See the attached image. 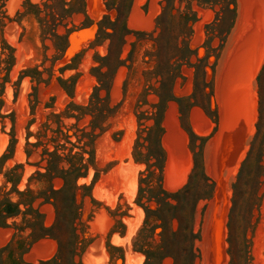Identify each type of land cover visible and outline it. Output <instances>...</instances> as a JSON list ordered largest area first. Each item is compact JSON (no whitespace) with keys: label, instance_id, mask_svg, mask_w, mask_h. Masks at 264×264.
Segmentation results:
<instances>
[{"label":"rangeland","instance_id":"1","mask_svg":"<svg viewBox=\"0 0 264 264\" xmlns=\"http://www.w3.org/2000/svg\"><path fill=\"white\" fill-rule=\"evenodd\" d=\"M113 2L126 10V26L146 35L132 50L136 35L128 33L121 46L120 20L108 54V39L92 43L96 22L104 15L111 21L116 17L105 0H0V187L12 189L5 173L18 165L16 189L25 188L30 174L34 195L47 189V178L34 173L44 171V145L82 173L76 179L74 172L53 179L55 189L63 186L56 194L57 222L26 250L31 228L22 213L7 218V226H0V248L8 244L0 264H36L55 255L48 264H157L159 236L150 245L149 259L133 247L136 238L139 243L147 235V227L138 235L146 201H136L147 160L153 164V183L160 178L167 191L187 181L195 162L208 178L210 196L196 202L191 217L192 264H264V0H235L234 9L217 19L219 4L199 7L193 1L198 19L188 45L197 48L198 57L209 55L201 63L208 84L204 95L202 88L195 91L197 103L191 96L194 66L172 59L170 69L177 76L161 89L160 76L152 72L154 60L147 52L155 48L149 33L160 0ZM51 11L58 34L71 30L66 46L47 28ZM209 23L212 32L205 27ZM189 62H197L195 55ZM96 77L108 90H95ZM201 78L200 73V83ZM69 102L86 108L67 107ZM50 112L61 113L48 119L52 130L42 127ZM9 196L18 198L14 190ZM37 207L40 215L26 218L49 227L56 216L53 202L37 197L32 208ZM13 223L24 229L17 231Z\"/></svg>","mask_w":264,"mask_h":264},{"label":"trees","instance_id":"2","mask_svg":"<svg viewBox=\"0 0 264 264\" xmlns=\"http://www.w3.org/2000/svg\"><path fill=\"white\" fill-rule=\"evenodd\" d=\"M111 1V2H109ZM114 0H105L106 8L114 7L116 10V17L114 20H109L108 15H104L102 19L96 22L97 28L95 32V38L92 43L102 42L105 39H108V54L110 53L111 45L113 43V38L118 35V31L115 28V25L122 20L123 21V29L121 33H119L121 39V46L125 42V35L128 33H133L136 35V39L131 42L132 50L135 47L136 43L140 40H145L146 32L131 30L126 26V10L121 11L119 4H114ZM178 2L177 5L175 2ZM193 1L199 7L203 6H214L216 4L220 5L219 11L215 14V19L219 18L220 13H225L226 11H230L234 9L235 0H160L161 6L160 11L154 18V28L149 33L150 39L153 41L154 50L151 52H147L150 54L151 58L154 60L152 72L155 76H160V85L159 89L163 87L166 81L174 82L177 71H171L170 67H172L171 60L174 62L186 61L192 66H194V89L192 93V97L194 102L197 103V99L195 98V91L199 88L201 89V93L204 95V87L207 86L208 82L204 80L205 71L201 68V63L206 62L208 58V53H206L203 57H198L197 48L190 49L188 45V37L192 33V24L198 19L197 11L193 7ZM46 5L45 2H43ZM36 8H39L38 4H33ZM39 10H36V14H38ZM51 16V23L47 24V28L51 30L52 37L64 39L65 46L67 45V37L70 29H66V32L63 34H58L56 32V26L58 23H55L54 14L51 11L50 13H46ZM41 20L47 22V18L43 16ZM107 20V24L104 21ZM213 24L209 23L205 27L209 32H212ZM107 28H111V31H107ZM157 31L156 35L153 36L152 33ZM55 48H58V45L54 43ZM131 55V54H130ZM191 55H195L196 63H190L189 58ZM117 61H122L119 58V54L116 57ZM206 64V63H205ZM264 67V66H263ZM94 69V68H93ZM263 69V68H262ZM106 72H101L100 74H104ZM201 73V83L199 81V74ZM30 76L31 80L39 81H48L42 79L40 74L36 77L35 75L27 74ZM260 72L257 74L258 81V92L261 94V85L259 83ZM98 81V85L95 86V90H99L100 88H105L108 90V86H106L103 79L96 77ZM206 95V94H205ZM160 98L162 94L160 93ZM169 96L172 98L173 95L169 90ZM67 107H75L78 109L86 108L83 105L75 104L73 102H69ZM259 116L261 115V96L259 101ZM61 113H53L50 112L47 116L46 121L42 124L44 129H51L49 118L52 116L59 117ZM66 114V112H63ZM78 118V115H74ZM257 127L259 126V120L256 122ZM52 130V129H51ZM60 131V130H58ZM259 131V128H258ZM192 134V133H191ZM48 141L45 142L47 144ZM70 142V141H69ZM71 143V142H70ZM33 144H36L33 143ZM70 151V149H69ZM29 154V153H27ZM45 156H42L41 160H45V164L43 165L44 171L40 172L35 170L34 173L45 176L48 180L47 189L39 190L36 195H34V191L29 187V180L32 177V174L28 176V181L25 185V188L22 190L16 189V182L18 181V177L15 178V169L18 165H14L11 167L7 173H5V182L10 181L12 183L11 190H5V186L0 187V192H2V197L0 198V226H7L6 220L7 218L17 217L20 213L23 215V220L26 222V226L31 228L28 236L31 238L29 243L24 245L25 250L30 246L32 242L35 240L48 235V231L50 228L55 225L57 222V218L59 215L58 209L56 207V194L61 191V188L55 189L53 187V179L56 177H61L64 179L63 174L74 172L75 179L78 175H82L79 169L75 168L74 164L71 160L63 157L62 155L56 152V149L48 150L44 145L43 153ZM70 157L72 156L69 152ZM148 156L153 155L148 151ZM64 158H66L68 167L64 168L61 164ZM246 159V158H245ZM243 160L242 167L246 160ZM146 162L145 171L147 175L145 178L140 177L139 186H138V196L136 201L140 202L141 198H145L146 204L144 205L145 209V218L143 221V226L139 229L138 235L142 232L144 228L147 227V235L143 237L139 243H137V238L133 243L134 249H138L142 251L146 255V259H149V255L152 252L149 249L151 244L155 241V235L159 236V241L154 242L158 247V263L161 264V260L170 257L173 259V264H192L194 260V252L192 250V243L195 239V233L192 230L191 225V217L194 212L196 202L200 198H206L210 196V184L208 183V178L205 173L198 168L197 162L194 163L191 172L188 175L187 181L178 189L174 191H167L162 187L160 178L156 179V183H153V179L151 176L154 175V169L151 168V165ZM259 164V160H258ZM156 165V164H154ZM158 167V165H156ZM160 169V167H159ZM199 169V172H198ZM241 171V168H240ZM198 172V173H197ZM240 173V172H239ZM19 176V175H17ZM145 182V186L141 187V182ZM14 190L18 194V198L16 200H12L9 196L10 192ZM46 190H49V193H46ZM37 197H42L43 201H52L56 208V216L53 223L49 227H45L41 221L37 222L34 219L26 218V214L28 213H37L38 207L42 202H39V206L36 209L32 208V202ZM153 202L154 207H150L149 204ZM20 205L24 206L22 210ZM29 211V212H27ZM75 218L76 213L73 215ZM62 219H65V217ZM34 220V221H33ZM175 222V226H173ZM15 229L17 231H22L24 227L13 223ZM149 226V228H148ZM8 245V244H7ZM0 248V252L6 248V246ZM189 245V246H188ZM58 256H54L53 258L46 260H38L36 264H48L51 261H56Z\"/></svg>","mask_w":264,"mask_h":264},{"label":"bare ground","instance_id":"3","mask_svg":"<svg viewBox=\"0 0 264 264\" xmlns=\"http://www.w3.org/2000/svg\"><path fill=\"white\" fill-rule=\"evenodd\" d=\"M244 86V85H243ZM241 87V86H240ZM245 88V87H244ZM235 89V88H234ZM239 91H240V89H239ZM240 93H242V92H240ZM248 93V92H247ZM228 94V93H227ZM244 94H246V93H244ZM235 97V96H234ZM229 98V97H228ZM228 98H227V101H228ZM237 99V98H236ZM239 99V98H238ZM231 100V99H230ZM242 101V100H241ZM233 102V101H232ZM241 103V102H240ZM234 104V103H233ZM231 105V104H230ZM226 106V105H225ZM228 107V106H227ZM225 108V107H224ZM228 109V108H227ZM229 112V111H228ZM251 112V111H250ZM254 111H252V113H253ZM226 113V112H225ZM251 115V114H250ZM253 115V114H252ZM231 116V115H230ZM236 116V115H235ZM235 118V117H234ZM231 119H232V117H231ZM234 121V120H233ZM234 122H236V121H234ZM242 122H243V120H242ZM225 124V123H224ZM223 124V125H224ZM223 127V126H222ZM224 131H225V129H224ZM231 131V130H230ZM226 132V131H225ZM227 140V139H226ZM244 140V139H243ZM218 141H219V139H218ZM220 142V141H219ZM217 143V142H216ZM228 143V142H227ZM217 145H218V143H217ZM234 145V144H233ZM218 147V146H217ZM216 152V151H215ZM222 155V154H221ZM215 156V155H214ZM228 160V159H227ZM236 160H238V159H236Z\"/></svg>","mask_w":264,"mask_h":264}]
</instances>
